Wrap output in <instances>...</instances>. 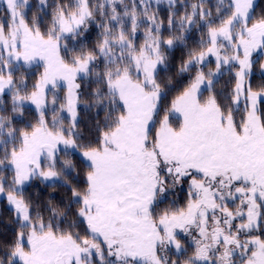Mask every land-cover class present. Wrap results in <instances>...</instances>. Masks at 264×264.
<instances>
[{
    "label": "snow or ice",
    "instance_id": "obj_1",
    "mask_svg": "<svg viewBox=\"0 0 264 264\" xmlns=\"http://www.w3.org/2000/svg\"><path fill=\"white\" fill-rule=\"evenodd\" d=\"M5 214L0 264H264L257 0H0Z\"/></svg>",
    "mask_w": 264,
    "mask_h": 264
},
{
    "label": "trees",
    "instance_id": "obj_2",
    "mask_svg": "<svg viewBox=\"0 0 264 264\" xmlns=\"http://www.w3.org/2000/svg\"><path fill=\"white\" fill-rule=\"evenodd\" d=\"M257 4L260 6V9H264V0H258ZM259 10V9H258ZM38 187L41 188L42 190V194L44 196V198L46 199L48 197V194L51 192V189H45L43 188V186L38 184ZM53 195H56L57 198L59 199L60 196H62V193H53ZM0 220H2L3 222H8L10 220L9 216L7 214H5V216L3 218H0ZM3 224L0 223V227H2Z\"/></svg>",
    "mask_w": 264,
    "mask_h": 264
},
{
    "label": "rangeland",
    "instance_id": "obj_3",
    "mask_svg": "<svg viewBox=\"0 0 264 264\" xmlns=\"http://www.w3.org/2000/svg\"><path fill=\"white\" fill-rule=\"evenodd\" d=\"M258 1V0H257Z\"/></svg>",
    "mask_w": 264,
    "mask_h": 264
}]
</instances>
